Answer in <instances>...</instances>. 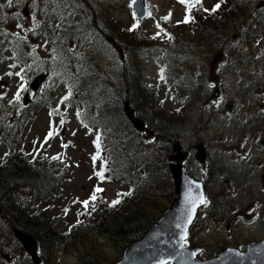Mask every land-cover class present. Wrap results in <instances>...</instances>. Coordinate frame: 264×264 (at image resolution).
Returning <instances> with one entry per match:
<instances>
[{"label":"rangeland","instance_id":"374dc122","mask_svg":"<svg viewBox=\"0 0 264 264\" xmlns=\"http://www.w3.org/2000/svg\"><path fill=\"white\" fill-rule=\"evenodd\" d=\"M131 1L132 0H121L118 2H114L113 4L106 5L102 0H20L19 3L14 2L11 6H9L7 4V0H0V5L3 6L0 7V125H2V129H6L5 120L9 122L8 119H14V123H16V118L19 117V112H23L25 117L26 113H28V111H26L25 113V110L23 108V103L25 101H28L31 104H33L34 102L40 104L42 103V99H44V102H46V105H48V95L50 98V105H48V107H46V105L42 107L37 105L34 109L30 107L28 120L22 119L21 124L18 119V125L21 124L22 127H19V129L18 127H16V131L12 129L14 133L10 131V135H8V129H6V134L8 135V141H6V143H10V137H12V134H14V139H12L13 145H10L11 151L17 152L16 155H18V153L21 154V158H26L27 161L32 162H35L36 157H38L39 155L40 165H43V168L39 169V171H48V175H50V178H47V176L44 177V179L48 181H50L51 179L54 182L40 188L39 194L41 195V197L38 196L40 198H35L36 200H32L29 189L24 190L22 188V195L18 197V193H20V186H18L16 187L17 190L13 199L14 205H16V201L20 199V201H18L17 209L23 208L28 209L32 212V220L34 219L33 217L36 216V213H38L39 219L40 217H42V215H44L45 219H48V221L52 222L53 220V224H55L56 228L58 229V236L60 239L57 245L52 244L49 247H43L42 244H40L42 246L38 245V247H40L38 251H40L41 256L39 257V260L41 258L42 264H116L120 261V259H122V251L130 246L128 245L122 250L118 251L116 247L112 245L111 241H108L107 243L106 238L103 239L96 231H92L89 228V225L88 228L86 227V224L88 223V217H86V223H84V225H77V230L73 225L76 220V211L77 220L79 221V204L81 200L90 192L91 186L94 183L90 171V157H92L93 149V141L92 149L90 141L92 139V135H94V130L92 129V133L89 134V132L87 131L88 127H86V129H84V125L80 127V123L75 115V109L71 106L72 102L76 101L77 99L75 98V95L74 97H72V89H70V92L66 89V87H68L67 83L65 82L67 76L64 75L65 77L63 80V76L60 74V72L65 71L63 67L66 64L68 51L71 54L70 63H68V65L66 66V70L71 71V65L75 61L77 64V66L74 67L76 75H78V73L83 69L82 62L86 55L91 54L95 58L96 62L104 67V69L107 71L108 76H111L112 79L117 82L119 87L121 86L120 75L122 65L120 63L121 59L118 50L112 49L108 43H106V45L102 43V45H104L102 46L101 41L96 33L92 32L96 29H94V26L91 23L90 25H92V27H90V25H88V27H84L80 26L79 24L78 27L76 26V23H78L76 17L80 15V9H82V5H84V11H82L84 18L88 17L89 11V14L93 18H98V20L106 16L105 11L107 9L109 10V8H112V11L108 13H112L113 18L112 20L106 21L105 23L102 22V25H106L107 23L106 27H102V31H109L110 27L112 31H122V33H124V31L130 27V25H132L133 28V25L138 21L135 24H138L140 26V29H138V27L136 28L138 29V33L142 31L148 34L152 32L151 30H156V33H159V35H161L159 31L160 29H158V23H156V21L157 19H161L162 16L167 15V12L170 11H168L169 8H172L171 13L168 14H171V19H174V21H180V19H182V23H184V17H182L184 9L182 5H184V3H178V1L180 0H148V5H150V3L152 5V7H150V10L154 8V11H156L157 9V15H148L142 20H137V16H132V11L128 8ZM263 1L264 0H242L241 5L240 2L238 3V5L245 8L244 14H239L238 17H236V15L234 14L236 13V11H238V9H240L238 5L236 6L238 7L236 11H234V9L230 10L234 11V13H230V11L228 12V17L232 19L236 17V19H238L236 23H234V21L230 19V21H232L234 25H238L239 22L240 29L246 30L248 28V31H252V33L248 35V31H246V37H250V40L246 41V37H244L243 39L240 36L241 33L242 35L245 33L244 31H240V29H238L237 31L232 23H230L232 27H230L229 24L226 23V27H224V29H232L229 32L230 37L226 35V37H228L229 39V42L226 43V49H228V44H234V49H236V45H238L239 52L242 53V51H244V45L248 43V45H246V53H244V57H246V55L248 54V47L252 44H254L255 47L256 41L257 43L261 41L259 36L264 31ZM259 2L260 5H258ZM176 3H178V5H176ZM188 3L191 4V2ZM202 3L210 5V7H208V11H206V15L208 16L212 12L211 9L214 6V0H204L203 2H201V5ZM206 5H202V9H204ZM92 6L94 7V10H90V7ZM238 13H242V9H240ZM56 14L58 15V18L55 17ZM69 14L74 15V19H72ZM200 14L202 15L203 12H201ZM33 16L35 17V20H33ZM252 17H256V19L252 21ZM60 19H62V21H60ZM64 19H68L70 23L74 21V23H72V25H68V23H64ZM258 19L260 21H258ZM47 21L48 23L46 25ZM54 21H56V24ZM58 21H60V23H58ZM174 21H172V23H174ZM172 23L170 25H172ZM18 24H21L23 27H17ZM51 24L53 26H51ZM44 25H46V29L42 30L44 34L42 33V31H39L35 35L28 33V30L30 28L37 31L39 30V26L41 29ZM58 25H60V27H58ZM64 25H66V28L64 27ZM84 25H86V23ZM175 25L176 23H174V27H172V30L176 28ZM52 29L56 34V38L54 37V33H52ZM67 29H70V31H68V33H70V37L67 36ZM74 31L79 32L78 35H76V38H73ZM82 31L86 33L83 36ZM46 33L48 34V37L45 36ZM50 33H52V36ZM122 33H120L121 36ZM224 33H228V31H222V37L225 43L226 37H224ZM233 34H236L235 39L232 38L234 37ZM154 35L155 33H150V39H152L150 41H152L153 43V47L150 50V57H152L154 49H156V47L154 46L156 44V39H153ZM48 39H50V43ZM67 39L68 43H66ZM20 41H22V43H20ZM28 43L31 44L32 47H30ZM52 43L54 45H52ZM194 43H196V41H194ZM240 43H244V45H242L241 47ZM20 45H24L21 51L20 49H18ZM206 45H208V43H206ZM169 46V44L166 45L164 44V42H162V49H166V51H164L165 57H170L172 53H176L175 51H172L173 47L170 48ZM194 47H196L198 51H196ZM220 47H222L223 49L224 45H218V48H216L218 49V51H216V57H218V59H220L221 55ZM168 49H170L172 53H168ZM234 49H232V55H230V51H228V55H230V57H226V62H229L230 60V63H232V57H234ZM184 51H186V47L182 52ZM200 51L207 53V49L204 45L202 47V45L200 44H198V46H195L193 44L189 54L190 57L186 56L188 57V59H186V57H184V54L180 55L181 57L178 58L180 59V63H176V65H174V61H178V59H176V55L178 54L172 55V57H170V59H174V61H170V59H167L166 63H160V59L156 57L158 65L154 62L152 63L151 61H149L150 57L146 56V60L144 61L143 66L144 68L142 79H144L145 82L150 83V89H153L154 91V93L152 94L157 96L158 101H156V103L159 102L157 105L158 107L162 105V109H166V111H168V109L170 108V110L172 111H175L176 108L182 109L181 103H173L175 101H173L174 95H172V93H176V89L174 87L176 86L174 85V83H176V79H174V77L177 76L172 75V81H174V83H172L173 87L172 89H170L168 79L166 78L170 77V73H166V67L168 61H170V63H172V67H178L177 70L182 71V69H180V65H184L186 61L194 59V61H192V64L186 63V65H184V67H188L189 65V69H185V71L182 72L184 74L186 73V71H190V76L194 75V77H196V73L199 71L197 68L198 63H200L198 55L202 57V53H200ZM237 52L238 51H236V54ZM192 53H194V55L196 56L192 57ZM218 53H220V55H218ZM142 54L144 56L148 53L145 51ZM182 57L186 59L184 63H182ZM204 58L205 57H202V61H204ZM143 60L144 57L142 58V62ZM86 61H89L88 57H86ZM210 61L211 58L206 60L207 67ZM230 63H228V66H226V63L222 65L221 61V69L220 65H218L219 73L218 71H216V69H214V71H216V77L219 76L218 79H216L218 83H216L215 81L216 85L214 87H216V91H218V89L222 87V89H220V95L222 94V103L225 102H223V99L225 97L226 102L224 103V107L222 106V103H220V109H218V111L219 113L220 111L222 112V116H216L215 120L213 118V127L211 126L210 130L208 129V133L204 138L206 141H210V143H212V149H210V153L212 155L213 151L215 157H212V161L210 162V164L216 166L215 169L216 171L219 170L220 175L215 180L213 178L210 179L213 174L212 171H214L211 168L210 177L206 181V183H204V175L208 173H206V171L204 170V175H202L203 168H200L199 162L198 164L190 165V171L188 172L194 179L198 180H200V175H202V181L204 183L203 187L207 191L208 198L210 201L214 200L215 203L218 202V198L214 193H216V189L219 191L221 187L227 186L224 182L225 179H228V183L232 181L230 177H232L235 181L238 180L237 182L240 183V186L242 188V185H244V179H246V174H248L251 170V165L246 163H236V165H240V167H231L230 169L227 163L229 162L230 158H222L223 153L227 156L232 153L234 154L235 159H237L239 151L242 150L243 152L244 150L245 145L242 144L241 146L239 144L242 142V139H244V137L241 136V133L236 132V129L234 130L231 121L232 119H230V115L228 112L232 109V105H234V103H237L238 101H234V99L236 98V93H238V91L242 93V87H244V79H242V75L244 73L248 75L249 71L250 74L252 72L250 62L248 63V65H246L244 61L242 65H240V59L238 58V65H240V67H238V65L234 67V63H236V57H234V63H232L231 68ZM93 64L94 63H90L91 68L93 67ZM164 65H166V67H164ZM158 67H160V69H158ZM172 67H168V71H172ZM161 69H163V79H161ZM229 69H232V71H234V77H232V71H230V74H228ZM212 71H210V77H214V73H212ZM44 72H46L49 77L47 76L40 89L36 90V92L31 91L30 83L33 77L38 74L43 75ZM9 73H11V75H9ZM16 73H20V75H16ZM164 73H166V75H164ZM223 74L224 83H222L221 86L220 79H222ZM184 77L185 76L181 77L180 83H178L177 85V89L178 87H180V91H182V93H180L179 91L178 97L180 96L182 97V99H185V95L188 94V90L184 91V88H182L181 85L182 83H184L189 88L188 82L190 80V78H188L186 79V81H184ZM29 79L30 83L28 81ZM240 81L242 82V87L239 86ZM194 85H198V81H196ZM218 85H220V87H218ZM238 87H240V89H238ZM206 89H208V87H204V95H208L209 93V91L208 93H206ZM216 91H214V93H216ZM244 91H246V87H244ZM18 92L19 99H16V94ZM214 93H210V95H212V99H214V97L218 95V93H216V95H214ZM44 94H46V97H42ZM65 96L68 97L67 100H64ZM219 96L218 100L220 99ZM237 96L239 97V99L243 100V104L245 107L252 106L250 105V102L254 103L255 105L252 109H255V107H259L258 103H256V101L259 100L257 96H254V99L252 100L243 94H237ZM261 96L262 95H260V97ZM214 101L216 100L214 99ZM214 101H212V103ZM201 102L202 101L194 102L195 106L191 108L185 116L181 114L180 110L178 113V117H180L178 123H168V125H166L167 133H171V135L160 134L161 131H158L156 127H160V125H162V122L154 120L152 114L148 115L147 112L146 115H142L141 112H139V114L137 113L136 117L144 119L143 126L146 127L147 123L146 129L149 128L147 131H144V127L140 129L141 135H146V137H150V139L156 137L154 141H158V138H160V141H162V139H168V137H170L171 139V141L170 139H168V141H162V143H160L159 145L158 143H154V141H152V143L148 144L152 145V147L150 148L160 150L157 151V153L159 152L160 154L162 153V149H164V151H166V155H168V153H170L172 149L170 143H173L176 140L181 141L189 148H191L192 145L196 147L197 144H199L198 137H200V131L196 129L197 126L193 121H202L203 116L204 119L208 116V109H206L205 107L204 109L206 110L202 109L203 105H201ZM190 103H192V100H190ZM218 103L219 101L216 102V107L218 106ZM226 103H230V105H228L230 109L226 107ZM179 104L180 107L178 106ZM2 105H4L5 107V119L4 112L1 110ZM76 105H78L77 102ZM241 106L242 105L238 106V104L234 105V113H236V110H238V113H236V117H238L237 115L240 113ZM78 107H80V105H78ZM132 108L134 109V111H136L134 102H132ZM26 109H28V107H26ZM162 109H156L157 113L158 111H160L158 115L165 112L162 111ZM226 109H228V111H226ZM224 115H226V119L223 120L222 117H224ZM178 117H175L173 119H178ZM182 117H184V119H182ZM62 119L64 121L63 124H61ZM228 119H230V123H228ZM168 127L170 129H168ZM201 127L202 125H200V130ZM155 129L156 131H158V135H155ZM230 129H232V133L229 132ZM50 130H55V134L50 140L45 142V137ZM150 130H152V133H149ZM196 131H198V137ZM224 132L226 133V135L224 134ZM73 133H75V135ZM162 135H164V137H162ZM150 139L147 140L150 141ZM202 139H200V145L202 144ZM212 140H214V142H212ZM216 140H218V142L216 145V149H214L213 146L216 143ZM64 144H67L68 147H63L62 145ZM165 145H168V147H164ZM220 146L222 147V149L218 150L220 149ZM237 146L239 147L238 149ZM188 147H186V150H188ZM5 148L6 146H4L2 150H4ZM204 149L205 146L203 147V150ZM192 150V152L196 153V151H194V148H192ZM260 150L261 149L258 147V151ZM194 153H192V155H194ZM163 154L164 153H162V155ZM2 155L5 154L2 153ZM2 155L0 157H2ZM8 155H10V151H8ZM57 155H59L61 158L58 160L51 159L52 157ZM132 155L134 154L128 155L127 157H130L131 159ZM259 155L260 154L256 156ZM12 156H14V153H12ZM168 157L170 156L168 155ZM192 158L194 159V157ZM152 159H154V155H152ZM0 160H4V157H2V159ZM150 160L151 159H149V161ZM36 161H38V159H36ZM196 161L198 160L194 159V163H196ZM171 162H173V160L170 161V163ZM215 162H218V164H216ZM260 169L264 170V167H260V163H254V167H252V173H250V179H248V182L250 183V181H252V183H250V185L248 184V187H246V190L252 187L254 196L257 194L256 192H260L261 190H263V188L260 189V187H262V185H260V177L263 173V171H260ZM256 171H260V173H256ZM254 173H256V175H260V177L257 178ZM89 177H91V179H89ZM210 181H212L211 184ZM254 181H258L255 188ZM130 183L132 182L124 183V181H122L120 182V184H114V182L112 181L108 182V185L105 186V192L107 195H103L104 201L108 203V201H106V199H108V196H114V199L117 200L118 197H116V195L118 193V190L126 191V189L130 188L126 187V185H130ZM233 183L234 181H232V185H228V187H233ZM238 183L234 184L238 185ZM241 188L238 187V191H236L235 194H230L232 195V202L230 203H225L226 201H228V199H226V197L222 195V201L224 203H222L221 212H218V214L216 215V220L213 217L211 220L207 221V217L210 213V205H208L207 203L208 199H205L206 205H208V211L203 210L201 212L200 210V207H204V209H206V205H201L199 207L197 212L198 217H196L192 222V225L194 226L190 227V233H188L190 237H193V243L192 239L188 240L190 237H188V239L186 240L189 242V244L186 243L187 246L190 247V243H192L191 247L196 249L198 258H208L206 257V255H204V257L200 256V254L198 253V246L203 247L202 252H205L208 256L215 257L218 254V251H221L226 246L234 245V247H238V249L242 247V250H244V245H248V242L254 240H264L262 239L264 238V227H256V225L254 224L250 225V221H248L246 215V212H248V214L250 215V213H254V209H256V204L252 206L250 203L249 205L252 197V193H250V191H252V189L248 190L247 192L242 190ZM213 189L214 192L212 191ZM259 189L260 191H258ZM156 191L158 190L156 189ZM206 191H204L205 197ZM27 192L28 199L25 203L24 199H26V197L24 195H26ZM160 192L161 190H159L158 193ZM208 192H212V194L209 195ZM160 199H162V197H160ZM160 199L156 198V201H158L159 204V210L156 211V215H154V210L151 206L152 204H150V209H147L149 215L150 213L154 215V221H156V219L163 213L160 210L164 206L168 207L172 201V198L164 199L163 197V202ZM224 199H226V201H224ZM238 200H240L239 204L237 202ZM22 203H24V207H22ZM92 205H94V201H92ZM247 206L250 207V209H247ZM103 207L104 206H102V208ZM226 207H228V211H226ZM252 207H254V209H252ZM94 208L96 210L95 205ZM65 209L68 210L67 213H65ZM90 209H92V207ZM262 209H264V207H262L261 204V206H259L258 208V211H256V213L254 214H260L262 212ZM152 215H150V218H152ZM219 215L220 221H222V219H224V221L217 222ZM245 215L246 219L244 218ZM16 218L17 215L14 216V221L16 220ZM5 219V215H0V231H2V225H4V222L6 221V225H4V233L0 235V237H2V239H0V253H2V248L4 247V253H2V260L0 259V264H33L30 260L29 255L25 252L24 246L20 245L14 235L13 227H15V225L9 222L10 219H12L11 215L8 216V219ZM154 221L152 223H154ZM70 225H72V227H70ZM248 225H250V227H248ZM262 225H264V223ZM8 227H10V229H8ZM252 227H254V229H252ZM73 229H75L74 233ZM146 230L144 231V233L146 232ZM6 233H8V237H6ZM26 234L29 235L30 233L26 232ZM143 234L140 237H142ZM12 235H14V237ZM32 237L34 236L32 235ZM140 237L138 239H140ZM236 242L240 243L236 245ZM242 243H244V245H242ZM8 252L10 253V259H8ZM92 255H95V257L93 259L91 258L92 260H90V257H92ZM14 257H16L17 260H14ZM6 259H8V261H6ZM4 261H6V263H4Z\"/></svg>","mask_w":264,"mask_h":264},{"label":"trees","instance_id":"16d2710c","mask_svg":"<svg viewBox=\"0 0 264 264\" xmlns=\"http://www.w3.org/2000/svg\"><path fill=\"white\" fill-rule=\"evenodd\" d=\"M102 1L108 5L113 4L115 0ZM188 2H191V4ZM201 2V0H199V3H197V0H186V3L184 4H190V6L183 15V20H185V17L187 16V23H182V19H180V21H175L174 23H176V28L172 30L174 23L170 25L171 23L169 20L161 18L157 19L158 25H160L161 35L156 32H150L155 33L153 39H156V44L154 46L162 49V42L166 45L169 44L170 48L173 47L172 51L176 52L172 53V51L168 49V52L172 53V55L178 54L176 56H180L184 54V56H190L189 54L193 44L195 46H198V44L204 45L207 49V53L204 52L205 54L202 56L205 57L204 61H202V57H199L200 63H198L197 67L199 71L196 73V77H194V75L190 76V71H186V73L183 74L182 71H185V69L188 68L180 67L182 71H178V67H172V63H170V61H174V59H170L172 56H163V63H166V60L170 59L167 67L164 65V67H166V73L168 71V67H172L169 77L170 80L172 81V75L177 76L174 77V79H176V83L172 81L174 85H176L174 86L176 93L173 94V100L181 103L182 109L176 108L175 111L170 110L171 108L168 109V111H166V109L163 110L162 105L158 107L157 105L159 102L156 103V101H158L157 96L152 94L154 91L153 89H150V84L146 83L144 79H142L143 76L141 69L143 66L141 62L144 57L142 53L146 51L148 55H150V50L153 47V43L150 41L152 40L150 39V33L146 34L142 31L138 33V29L136 28L131 31L129 29L132 28H128L124 31V33H122V31H112L110 27L109 31H102V28L98 29V26H107V23L106 25H102V22L105 23L106 21L112 20V13H108L112 11L111 8L105 11V17L98 20V18H93L89 14V11L88 17L84 18L82 13V11H84V5H82L80 15L76 17L78 21V23H76L77 27L78 24L80 26L88 27L91 23L94 26V29H96L92 32L96 33L101 41V45L102 43L106 45V43H108L106 38L111 37L122 49L124 56V59L120 62L122 65L120 87L111 76H108L104 67L99 65L91 54L86 55L89 61H86V57L84 58L82 62L83 69L78 73V75H76L74 67H76L77 64L75 61L71 65V71L66 70V66L70 63L71 54L67 49L68 57H66V64L63 67L65 71L60 72L63 76V80L65 77L64 75L67 76L65 81L68 85L67 88L69 92L70 89H72V97L75 95V98L77 99L76 101H73L72 104L75 106L80 105L81 107V112L79 110V116H77L80 126L82 127V125H84L85 128V125H87L89 129L94 130L93 142L95 141L97 135L100 136L99 158L94 164L90 157V166L92 168V173L94 174L95 172L101 170V164H103L105 179L101 180L99 177L94 175L96 183L84 201L89 200L95 188L99 187L103 189V185L108 182H132L130 189L122 192L121 196H118L120 202L115 204L116 206L112 205L113 201L111 203H106L104 201L103 191L97 193V199L94 201L96 210H92L94 205H92V201H90L88 208L84 207V210H79V221L77 220L73 223V225L77 230V225L82 226V223H86V217H88L86 227L88 228L89 225V228L92 231H96L103 239L106 238L107 243L108 241H111L112 245H114L118 251L137 240L152 224L155 219L154 215H156V211L159 210V204L158 201H156V198L160 199V197H162L163 199L164 197V199H171L173 196L172 180L168 170L166 151L162 149V153H164L162 155V153H157V151L160 150L150 148L152 145L148 144L152 143L156 137L152 136L154 138L150 139V137H146V135H141V132L137 131L132 126L130 120L126 117L123 111L122 104L124 100L128 99L130 102H134L138 113L141 112L142 115H146L147 112L148 115H153L152 117H154V120L162 122L163 126L160 125V127H156L158 131H161L160 134L171 135V133H167L166 125H168V123H178L180 120V117H178L179 111L181 110V114L185 116L188 113V109L192 107L191 104L193 103L194 98H199L201 94V89L205 84L207 73L206 60L211 57L212 50L214 48H218V45L225 46L226 43L229 42V32L232 29H224V27H226V23L232 27V25L238 21L236 17H238L239 14H244L245 8L240 7L242 0H217L214 3V6L217 3H220V8L215 12H211L208 16L206 15L205 8L202 9ZM239 2L240 5H238ZM237 5L240 9H242V13H238L240 9L236 7ZM231 9H234V11L238 9V11L234 13V11H230ZM90 10H94V7H90ZM229 11L230 13H234L236 15L234 19L228 17ZM201 12H203L202 15L200 14ZM230 19H232L234 23H232ZM252 19L254 20L256 17H252ZM201 21L203 22V25H205L204 30L202 29ZM85 23L86 25H84ZM230 23H232V25H230ZM92 25H90V27H92ZM234 28L236 30L240 29V23L238 22V25H234ZM240 30L246 31L245 29ZM222 31H228V33H224V37L228 35L225 43L222 37ZM78 33V31H74L75 38ZM120 33H122V36ZM83 35L84 31H82V36ZM240 36L244 39V37H246V33L243 35L241 33ZM68 37H70V33H68ZM194 41H196L197 44L194 43ZM206 43H208V45H206ZM185 47L186 51L182 52ZM18 49H20V51L22 50L21 47ZM194 49H196V47H194ZM162 50L166 51V49ZM196 51H198V49H196ZM192 55H194V53H192ZM90 63H94L92 68ZM182 76H185L184 81L190 78L188 82L189 88L184 83L181 85L182 88H184V91L188 90V94L185 95V99H182L180 96L178 97L180 87L177 89V85L180 83ZM196 81H198V85H194ZM180 93H182V91H180ZM42 97H46V94ZM190 100H192V103H190ZM76 102L78 105H76ZM46 104L47 103L44 102V99H42V103L37 104L34 102L30 105V107L36 108L37 105L42 107ZM48 105H50L49 95ZM48 105H46V107H48ZM178 106L180 107V104ZM156 109H162V111L165 112L158 115L160 111L157 113ZM175 117H178V119H173ZM28 118L29 112L26 113L25 117L21 116L19 121L22 124V119L27 120ZM182 119H184V117H182ZM16 124H18V122H16ZM156 129L154 131H156ZM168 129L170 128L168 127ZM158 131H156L155 135H158ZM164 135H162V137H164ZM12 139L14 138L12 137ZM12 139L10 140L11 143ZM147 139H150V141ZM168 139H170V137H168ZM168 139H162V141H167ZM162 141L158 138V141H154V143H158L159 145ZM164 147H167V145ZM96 152V145L93 143L92 156L95 155ZM131 154L134 155H132V158L130 159V157L127 156ZM20 155L21 154L18 153V155L13 156L6 167H0V215H5L7 217L11 215L12 221H14V216L17 215L15 221L19 220L20 225L18 226L23 231L32 234L38 241L39 245L42 244L48 247L52 244L57 245L60 238L58 236V229L56 228V225L53 224V220L52 222L48 221V219H45L44 215H42L40 219L36 215L32 220V214L27 212L26 209H17L18 205L13 204L14 195L17 190L16 187L20 186V192L22 191V188L24 190L29 189V193L32 198H39L38 196L41 197L39 194L40 188L52 183L51 179L50 181L44 179V177L47 176V178H50L48 171H39L41 165L39 160L36 161L37 157L35 162H30L27 161L26 158H21ZM152 155H154V159H152ZM149 159L151 160L149 161ZM42 173L43 178L41 179ZM156 189L158 191H156ZM159 190H161L160 193H158ZM125 193L131 194L125 195ZM26 195H28V192ZM162 199L160 200L162 201ZM150 204H152L151 206L154 210V215L150 213L152 218H150L147 211V209H150ZM102 206L104 207L102 208ZM91 207L92 209H90ZM165 209L166 206H164L160 211L163 212ZM12 221L11 223L16 225L15 221L14 223ZM75 229H73V233L75 232ZM190 239L191 237L188 240ZM187 243L189 244L188 241ZM191 245L192 243H190V246ZM199 254L202 257H204V255L208 257V255L205 252H202V250L199 251ZM94 257L95 255H92L90 260Z\"/></svg>","mask_w":264,"mask_h":264},{"label":"flooded vegetation","instance_id":"af4514ba","mask_svg":"<svg viewBox=\"0 0 264 264\" xmlns=\"http://www.w3.org/2000/svg\"><path fill=\"white\" fill-rule=\"evenodd\" d=\"M56 13V12H54ZM49 17V16H48ZM56 18H58V15L56 14L55 16ZM55 20V19H54ZM65 20V19H64ZM60 21H62V19H60ZM60 21L58 23H60ZM58 27H60V25H58ZM205 25H203L202 23V29L204 30ZM58 31V30H57ZM238 31V30H237ZM243 31V30H240ZM246 31H248V28L246 29ZM246 31H244L246 33ZM236 33V32H234ZM250 33H252V31H248V35H250ZM255 33V31H254ZM234 35V34H233ZM263 37L261 38V41L259 43L256 42V46L254 47V44L250 45L248 47V54L246 55V57H244V53H246V45H248V43H246V45H244V43H240V46L242 47V45H244V51H242V53L239 52L238 49V45H236V49H234V44H228V49H226V45L224 46V48H220V51L222 52V65H224V63H226V66H228L229 62H226V57H230V55H232V49H234V57H236V63H234V57H232V63H234V65H238V58L240 59V65H242V63L245 61L246 65H248V63L250 62V67H252V72L250 74V71L248 72V75H246L245 73L242 75V79H244V87H246V91H244V87H242V82L240 81L239 86L242 87V93H240V91H238V93H236V98L234 99V101L238 100L237 103H234V105L238 104V106L242 105L240 108V113L237 115L238 117H236V113H238V110H236V113H234V108L232 105V111L228 112L230 115V119H232V126L234 127V130L236 129V132L241 133V136L244 137V139H242V142L239 143L241 146L242 144L245 145L244 146V150L242 152L239 151L238 153V158L235 159L234 154H230V155H226L223 153V157L227 159L228 157L230 158L228 163V167L231 169V167H240V165H236V163L242 164V163H246L251 165V170L248 174H246V179H244V185H242V188L240 186V183H238L237 181H235L232 177H230V179H232V181H234V183H238V185H235L233 183V187H228V185H232V181H230V183H228V179H225L224 182L226 183L227 186H223L219 189V191L216 189V193L215 196L218 198V202L215 203L214 200L210 201L208 200V205H210V214L207 217V221L211 220L213 217L216 220V215L218 214V212H221V208H222V203H224L222 201V195H224V197H226V199H228V201H226V199H224V201H226L225 203H230L232 202V195L230 194H235L236 191H238V187H240L242 190L247 191L252 189V187H250L248 190H246V187H248V184L250 185V183H252V181H250V183L248 182V179H250V173H252V167H254V163H260V167H264V31L262 32ZM236 34L234 35V37H232L233 39H235ZM250 37L246 38V41H249ZM255 41V40H254ZM238 44V43H237ZM232 45V46H230ZM203 47V45H202ZM232 48V49H230ZM226 49V50H225ZM216 51H218V49L214 48L212 50V54L216 53ZM228 51H230V55H228ZM236 51L237 54H236ZM202 53V56L205 54L204 52H200ZM254 53V54H253ZM200 57V55H198ZM181 56H176V59L180 58ZM186 57V56H184ZM184 57H182V63H184ZM190 57V56H188ZM188 57H186V59H188ZM192 57H195L194 55H192ZM201 58V57H200ZM224 58V59H223ZM186 61V60H185ZM192 61H194V59H190V61H186V63H191ZM176 63H180V59H178V61H174V64ZM185 63V64H186ZM220 65V64H219ZM222 65H220V69L222 67ZM240 65H238V67H240ZM181 67V65H180ZM236 67V66H235ZM217 71H218V66H217ZM230 71H232V69H229L228 74H230ZM171 72V71H169ZM207 73H208V67H207ZM219 73V71H218ZM225 74V73H224ZM224 74L222 75V79H220V85L222 83H224ZM232 77H234V71H232ZM218 85V86H220ZM204 87H208V89H206V93H208V95H204ZM240 87H238V89H240ZM233 89V87H232ZM210 90H211V84H207L206 86H203V92H201L200 97H196L193 100V103L191 104L192 107H190L188 109V112L190 111L191 108H193L194 102L196 101H202L201 105H203L206 109H208V116L207 118L204 119V116L202 117V121L200 120H194V124H196V129H198V131H200V137H198V131H196L197 133V137H198V143H200V139H202L201 143L202 146H205L204 152L206 154V159H207V163L205 166H201L200 168L202 169V175H204V170L206 171V173L204 175V183H206V181L209 179L210 177V169L212 168L214 171H212V177H210V179H216L217 177H219L220 173L219 170L216 171L215 169V165H211L210 162L212 161V157H215L213 151H212V155L210 153V149H212V143H210V141H206L204 138L206 137L207 133H208V129L210 130V127H213V118L215 120V117L218 115L222 116V112L218 111L220 103H222V100H218V96L220 95V90H219V94L217 96V98H214L216 101H214V99H212L210 97ZM234 91V90H233ZM237 94H243L246 97H250L251 99H254V96L258 97V101H256V103H258L259 107H255V109H252L254 105V103L250 102V105L252 106H248L245 107L243 104V100L239 99V97L237 96ZM260 95H262L260 97ZM199 96V93H198ZM222 97V94L220 95V98ZM226 98V97H225ZM232 99V98H230ZM214 101L212 103V101ZM218 106L216 107V102H218ZM224 101V99H223ZM204 109V110H206ZM213 110V111H212ZM212 111V112H210ZM215 111V112H214ZM226 111H228V109H226ZM225 111V113H226ZM202 112V111H201ZM209 117V118H208ZM5 119V117H4ZM222 119H226V115H224V117H222ZM230 119H228V123H230ZM192 122V121H191ZM200 125H202L201 130H200ZM228 131V130H227ZM232 133V129H230V131ZM224 134L226 135V133L224 132ZM5 136V129H2V125H0V140L3 139ZM168 141V140H167ZM171 141V139H170ZM212 142H214V140H212ZM218 140H216V143L214 144L213 148L216 149V145H217ZM172 149L170 151V153H168V155L170 157H174L176 154L181 155V152L185 153V158L183 160V166L186 168L187 173L190 171V165H194V164H198L199 161H196V163H194V159H196L195 157V153L192 152V148H194V145L191 146V148H189L187 145L183 144L181 141H174L173 143H170ZM4 145H2L1 147H3ZM168 147V145H167ZM186 147H188V150H186ZM258 147L261 149L260 151H258ZM239 147L237 146V149ZM195 149V148H194ZM222 147L220 146L221 150ZM179 150V151H176ZM195 151V150H194ZM192 153H194V155H192ZM260 154L259 156H256ZM167 155V160L170 159V157H168ZM194 157V159L191 157ZM11 157L5 159V160H0V167H6L7 164L10 162ZM169 163V162H168ZM216 164H218V162H215ZM200 164V163H199ZM207 166V167H206ZM260 171H263L261 177L260 175H256V173H260ZM260 171H256V173H254V175H256V177H260V185H262V187H260V189L263 188V190L260 191V189L258 191L260 192H256L257 194L254 196V191L252 189V191H250V193H252V197L251 200L249 202V205L251 203V205L253 206L254 204H256V209H254V207H252V209H254V213H256V211H258L259 206L264 207V170L260 169ZM189 174V173H188ZM190 175V174H189ZM202 175H200V180L202 179ZM212 181H210L211 184ZM256 183H258V181H254V188L256 187ZM259 185V186H260ZM206 191V189H205ZM209 191V190H208ZM214 192V189L212 190ZM207 192V191H206ZM209 195L212 194V192H208ZM248 194V193H247ZM242 200V199H241ZM238 204L240 203V200L237 201ZM208 205H206V209L208 210ZM250 209V207L247 206V209ZM232 210V209H230ZM224 211V209H223ZM226 211H228V207H226ZM254 213H250V215L248 214V212H246L247 215V219L248 221H250V225L254 224L256 225V227H264V225H262L264 223V209H262V212L260 214H254ZM222 215V214H220ZM220 215L218 218L217 222H222L224 221V219H222V221H220ZM246 215H245V219H246ZM230 217V216H228ZM233 218V217H232ZM6 219H8V217L6 216ZM5 219V220H6ZM253 219V221H252ZM11 219H10V223H11ZM244 221V220H242ZM228 222V221H227ZM16 225H20L19 220L15 221ZM4 225H6V221L4 222ZM4 225H2V231H0V235H2V233H4ZM228 225V224H227ZM250 225H248V227H250ZM247 227V228H248ZM9 229V227H8ZM252 229H254V227H252ZM6 237H8V233H6ZM0 239H2V237H0ZM8 240V239H6ZM238 243L240 242H236V245H238ZM245 243V242H244ZM244 243H242V245H244ZM2 253H4V247L2 248ZM2 253H0V259L2 260ZM8 259H10V253L8 252ZM8 259H6V261H8ZM14 260H17L16 257H14ZM6 261H4V263H6Z\"/></svg>","mask_w":264,"mask_h":264},{"label":"water","instance_id":"95a60500","mask_svg":"<svg viewBox=\"0 0 264 264\" xmlns=\"http://www.w3.org/2000/svg\"><path fill=\"white\" fill-rule=\"evenodd\" d=\"M134 12L138 19H142L147 14V7L144 0H134L132 2ZM112 42V40H111ZM118 49L121 58L122 50ZM220 55V53H218ZM222 53L220 55L221 59ZM213 56L209 63V69L215 73V65L220 60ZM46 74L37 75L31 82L30 87L36 90L44 81ZM214 77L216 75L214 74ZM210 77V80L217 78ZM124 112L132 125L140 131L144 126V121L135 116L129 100L123 104ZM196 158L202 166L206 164V155L202 145L196 147ZM176 154L170 157L169 172L173 181V200L162 215L152 223L140 239L131 244L123 251L122 259L116 264H160V261L171 262L172 264H264V240L249 243L244 251L237 248L227 247L222 249L215 257L206 260H198L190 255L196 251L185 245L180 247L181 235L188 236V230L191 226L198 208L204 203H200L199 198L205 200L203 182L191 178L182 162L185 153ZM193 203L195 205L193 209ZM191 211V221L188 220ZM180 225V227H177ZM18 241L25 247L30 254L33 264H40L37 255V244L35 239L19 230H15Z\"/></svg>","mask_w":264,"mask_h":264},{"label":"snow or ice","instance_id":"6c2138e0","mask_svg":"<svg viewBox=\"0 0 264 264\" xmlns=\"http://www.w3.org/2000/svg\"><path fill=\"white\" fill-rule=\"evenodd\" d=\"M14 2H15V3H19L20 0H7V4H8L9 6H11ZM180 2H181V3H185L186 0H180ZM197 3H199V0H197ZM0 7H3V6L0 5ZM219 8H220V3H217V4L211 9V11H212V12H215V11H216L217 9H219ZM205 11H208V9H205ZM163 19H164V20H168L169 17L166 16V17H164ZM33 20H35V17H34V16H33ZM183 22H184V23H187V22H188V17H187V16L185 17V20H184ZM17 27H23V26H22L21 24H18ZM135 27H137V25L134 24V25H133V28H132V29H129V30L131 31V30L135 29ZM158 27H159V25H158ZM13 67H14V65H13ZM162 73H163V69H161V79H163V75H162ZM9 75H11V73H9ZM16 75H20V73H16ZM16 99H19V92L16 94ZM67 99H68V97L65 96V97H64V100H67ZM50 115H51V113H50ZM77 115L79 116V113H77ZM63 123H64V121H63V119H62V120H61V124H63ZM85 127H87V125H85ZM54 134H55V130H50V131L48 132L47 136L45 137V142H47L48 140H50ZM73 134L75 135V133H73ZM99 141H100V136L97 135L95 141L93 142V143L96 145L97 152H96L95 155H93V156L91 157V159H92V161H93L94 164H95V162L97 161V159L99 158V149H100V143H99ZM62 146H63V147H68L67 144H64V145H62ZM6 155H7V154H6ZM60 158H61V157H60L59 155H57V156L52 157L51 159H53V160H58V159H60ZM94 175H96L97 177H99V179H101V180H104V179H105L104 171H103V164H101V170L98 171V172H95ZM89 179H91V177H89ZM101 191H103V189H101V188H99V187L95 188L94 191H93V193H92V195L90 196L89 200H85V201L82 202V203H83V206H84L85 208H88L90 201H95V200L97 199V193H99V192H101ZM130 194H131V193H125V195H130ZM118 195H119V194H118ZM199 200H200V203H206V201L204 200L203 197H200ZM119 202H120L119 199L114 200V201L112 202V205L118 204ZM194 207H195V205H194V203H193V209H194ZM92 210L94 211L95 208L93 207ZM67 211H68V210L65 209V213H67ZM188 220L191 221V211L189 212ZM177 227H180V225H177ZM185 240H186V235H181V237H180V241H181V243H180V247H181V248L184 247V242H185ZM190 255L195 256L196 253L193 252V253H191ZM160 264H167V262L162 260V261H160Z\"/></svg>","mask_w":264,"mask_h":264},{"label":"bare ground","instance_id":"6f19581e","mask_svg":"<svg viewBox=\"0 0 264 264\" xmlns=\"http://www.w3.org/2000/svg\"><path fill=\"white\" fill-rule=\"evenodd\" d=\"M221 86H222V84H221ZM219 87H220V86H219ZM220 89H222V87H220L219 90H220ZM248 98H250V97H248ZM250 99H251V98H250ZM251 100H252V99H251ZM244 101H245V100H244ZM253 107H254V106H253ZM5 123H11V122H10V121L8 122V121L5 120ZM206 198L209 200L208 195H207V192H206ZM43 247H44V245H43ZM46 247H48V246H46Z\"/></svg>","mask_w":264,"mask_h":264}]
</instances>
